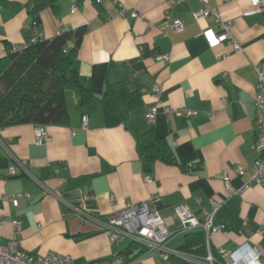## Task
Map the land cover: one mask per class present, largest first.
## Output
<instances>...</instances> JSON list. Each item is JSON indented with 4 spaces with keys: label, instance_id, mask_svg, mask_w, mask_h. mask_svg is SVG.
Segmentation results:
<instances>
[{
    "label": "crops",
    "instance_id": "1",
    "mask_svg": "<svg viewBox=\"0 0 264 264\" xmlns=\"http://www.w3.org/2000/svg\"><path fill=\"white\" fill-rule=\"evenodd\" d=\"M118 2L127 8L124 17L116 15L113 0H0V54L30 37L46 39L86 27L74 65L79 82L66 90L67 124L42 125L48 136L42 143L35 139L37 125L0 128V247L16 237L18 249L30 254L54 251L69 255L74 264H116L128 243H111L102 222L126 204H140L154 194L175 234L167 246L178 251L185 233L178 232L172 208L185 206L201 218L202 206L222 202L213 218L220 229L210 240L211 253L219 264V249L238 250L237 260L243 262L251 248L264 247V189L253 185L232 193L247 179L233 168L251 169L256 158L253 66L264 60V5L253 7L250 0L177 2L170 17L180 19L184 28L165 33L166 0ZM36 4L41 5L37 13ZM204 4L233 21L240 51L229 40L208 45L202 32L217 27L214 17H193ZM130 11L139 16L131 17ZM163 54L168 61L156 58ZM108 81L138 92V102L129 107L117 90L106 95ZM154 86L161 89L158 99ZM151 106L157 114L148 122ZM166 108L196 113L166 117ZM83 114L88 115L87 129L81 128ZM147 131L166 142L175 162L143 158ZM17 160H25V170L17 167L18 174L9 176L8 168ZM223 173L230 178V195ZM19 193L25 196L14 206L8 198ZM80 203L87 217L73 211ZM13 221L20 223L17 229ZM184 253L191 260L145 253L128 264L205 263L204 255Z\"/></svg>",
    "mask_w": 264,
    "mask_h": 264
},
{
    "label": "built area",
    "instance_id": "2",
    "mask_svg": "<svg viewBox=\"0 0 264 264\" xmlns=\"http://www.w3.org/2000/svg\"><path fill=\"white\" fill-rule=\"evenodd\" d=\"M96 2H102L103 0H95ZM116 3V15L124 17L127 12V8L118 0H113ZM187 0H166L167 10L164 16V29L166 33L168 30L180 31L184 28V24L180 19H171L169 9L177 2H186ZM223 1H237V0H223ZM250 5L261 9L264 5V0H250ZM75 7L71 8V12H74ZM131 17H138L139 14L136 11L129 12ZM208 16H212L215 19L216 28H204L203 36L205 37L210 47H215L220 43L229 40L232 49L234 51H240L241 46L233 36V21L222 19L220 13L216 8L204 4V6L193 13V17L196 21H203ZM36 38H32L31 41H35ZM16 46H12L15 49ZM1 55V54H0ZM158 60H169L168 54L158 55ZM254 70L257 76V82L255 86V93L253 98L254 106V140L253 150L256 153V158L252 164V168L248 169L244 166H235L233 168L234 174L237 176L247 175V179L242 183L240 187L233 190L232 193H243L249 187L256 185L264 189V60L255 64ZM161 89L159 86L153 87V93L158 99ZM166 117L170 114H175L180 117H189L196 112L186 110L185 108H166L164 110ZM157 114L155 106L148 108L145 118L148 122H153ZM88 127V115L83 114L81 116V128L87 129ZM74 131H72L73 133ZM35 139L38 143H42L48 140V136L42 126H38L34 130ZM17 167L25 170V160H17L16 166L8 168L9 176H16ZM145 180H149L148 176H145ZM37 183L41 184L37 180ZM223 184L228 195L231 194V183L227 173H223ZM25 194H16L9 197V201L16 206L20 198ZM59 200H62L58 196ZM160 199L154 194H150L147 201L140 204L128 203L126 206L105 218L102 222L104 230L109 235L111 243H133L138 246L147 249L145 252L147 255H158L164 260L170 259L171 256L185 258L191 260V257L186 255L182 251L172 249L167 246V242L175 234L171 231L165 219L159 213L157 204ZM222 205L220 201H212L209 207H201V218H197L188 208L181 205H176L172 208V212L175 215L179 223L180 233H187L194 230H200L204 234L205 250L204 264H216V260L213 257L210 249V240L212 236L219 231V227L214 224V214ZM73 211L81 218L87 217L89 212L86 210L83 204L73 206ZM13 227L16 229L20 223L18 221L12 222ZM238 250L228 252L224 249H219L221 260L219 264H263L264 261V247L255 246L249 250L248 257L243 261L237 260ZM193 260V258H192ZM116 264H128L123 261V258H116ZM0 264H74L72 258L69 255L57 253L54 251H48L46 254H30L18 249V240L13 237L5 248L0 247ZM196 264H200L196 261Z\"/></svg>",
    "mask_w": 264,
    "mask_h": 264
},
{
    "label": "trees",
    "instance_id": "3",
    "mask_svg": "<svg viewBox=\"0 0 264 264\" xmlns=\"http://www.w3.org/2000/svg\"><path fill=\"white\" fill-rule=\"evenodd\" d=\"M40 7V4H36L34 12L37 13ZM39 21L35 15L33 24L37 25ZM85 30L86 27L81 25L64 29L46 39L30 37L15 49L10 47L0 55V128L22 124H67L69 113L66 90L79 82L74 65ZM32 38L36 40L31 41ZM116 90L129 107L138 102V92L129 91L122 82L108 81L105 94ZM142 152L144 159L156 157L167 163L175 162L166 142L151 138L148 131L142 138ZM179 250L205 255L203 232L197 230L185 233V244ZM129 251L136 253L130 256ZM146 251L144 247L128 243L123 261L129 263ZM177 259L182 262L181 258Z\"/></svg>",
    "mask_w": 264,
    "mask_h": 264
}]
</instances>
